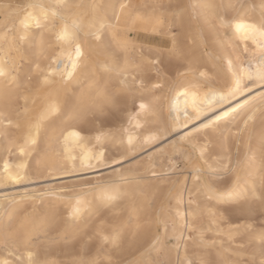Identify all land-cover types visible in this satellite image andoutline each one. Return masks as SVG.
I'll list each match as a JSON object with an SVG mask.
<instances>
[{
  "label": "bare ground",
  "instance_id": "bare-ground-1",
  "mask_svg": "<svg viewBox=\"0 0 264 264\" xmlns=\"http://www.w3.org/2000/svg\"><path fill=\"white\" fill-rule=\"evenodd\" d=\"M80 1L71 0L75 3ZM157 1H146L137 5L135 0H88L86 5L95 4L99 6L101 14L107 16H111L113 11L118 12L120 3L131 4L137 11L144 14H150L154 10L157 13L164 12L165 14L179 13L171 31L166 36L156 35L150 31L145 32L142 29H134L127 35L137 45L135 52L132 53L137 59L141 56L145 60L153 59L152 53L165 44L171 47L172 39L175 37L178 48L185 52L190 59H194L195 63H205L201 70H213L209 73L210 78L201 86L198 93L199 99L204 102L203 114L198 119L188 120V114L195 115V113L191 107V96L186 101L183 91L188 86L191 75L187 77L179 75L181 72H185L187 67L185 70H173L171 72L172 78L176 80V85L173 91H169L168 86L164 88H168L165 101H163L161 91L153 90V94L147 95L144 101L136 99L133 103V97L120 90L119 80L110 79L109 74L102 71V66L111 62V49L109 47L111 38L108 35H105L102 41H96L93 37L87 38L88 42L84 47L89 57L88 64L78 68L72 81L67 84H58V90L49 88L43 81L45 75L53 73L57 69L60 72L64 71L63 64L58 66L55 63L56 57L60 55L59 50L53 55V50L47 48L46 45L42 48L38 32H35L29 40L18 42L15 47L0 41V63L7 61L4 66L14 69L12 76L15 77V82H11V77L0 78V179L9 173L13 175L20 173L25 177L31 175L40 177L41 174L53 177L64 175L62 177H65L80 169H90L95 172L107 168L108 164L111 166L110 163H118L125 156L129 157L141 144H150L151 142L145 143L146 138L158 137L159 133L165 131L168 126H184V131L190 124L204 119V123L196 133L185 130L178 139H172L164 148L152 152L149 157L155 159V154H167L168 148L171 152L177 153L181 151L183 143H187L193 138V135L203 137L202 148L205 150L210 145L217 155L215 168L220 170V174L219 171L209 172V176H204L201 167H194L191 178L183 176L178 183L175 182V179H170L172 181L169 183V187L165 189L155 183H160L163 179L166 180L158 174L160 170L150 168L145 174H142L137 169L136 163L128 168L116 167L107 174L96 175L94 178L96 185L112 184L120 186L124 190H134L133 198L125 197L108 206L101 200L99 190L89 186L90 184H86L87 186H82L75 191L68 189L69 191H52L50 194L41 193L37 195L34 194L37 191L22 190L14 193L5 189L0 190V224L8 222L9 213H13V229H21L41 221L46 222L47 230L40 235L38 244L41 250V259L50 262V264H70L71 261L79 259H104L105 253L100 249L98 241H90L85 245L79 239H74L73 234L78 231L81 233L91 232L101 222L108 225L129 224L130 215L132 219L128 229L129 239H132L135 224L139 222L144 226L138 234L142 246L139 250L132 248L118 255L112 254V259L132 260L139 257L140 252L149 249L150 245L154 247L156 253H159L157 249L161 247L162 243L165 246V238L168 235L172 237L173 242L171 245L168 243L170 247H165L163 253H159L163 259H173L174 261L180 259L184 261V264H187V260L208 261V250L194 248L195 246L191 247L189 231L192 226L201 221L203 212H208L210 216L216 215L217 212L222 211L220 205L235 201L238 203V199L241 200V203L252 199L258 201L256 198L262 192L249 179L245 181L247 187L241 183L242 173L237 170L236 172L232 171L228 178L218 180L219 175L229 172V170H224L222 165L228 164L229 158L232 157L230 155L232 148L237 149L238 143L243 138L240 136L242 132L246 131V137L254 132L250 124L253 118L248 120V116H254L253 113L258 111L252 105H257L259 95L254 98L239 94L235 98L230 97L232 79L229 73H241L242 67L247 68L249 66V61L252 62L253 69L257 66L258 50L255 49V45L250 39L244 38V33L238 31L235 25L250 22L258 23L261 14L255 15L251 13L252 11H247L246 16L232 19L229 35H226L223 30L220 33L211 30L213 31L211 35L203 20L208 16L220 15V6L225 4L222 0ZM34 2L52 3L54 0H25L16 4L0 2V14H2L0 17V34L4 32L5 25L13 33L18 34L20 32L19 18L23 16L25 10L30 11L26 6ZM205 4H213L216 7L208 9L202 6ZM156 5L162 7L154 8ZM189 5L193 7H188ZM141 36L159 37L160 42L164 45L159 43V45H155L146 43L144 40H138ZM10 38L11 33L9 34ZM211 41H215L220 47L228 46L229 52L226 50L227 52L223 53L215 50L210 45ZM246 48L247 51H245ZM241 53L246 54V59H244L245 56L242 57ZM63 59L65 63L69 64L70 70L71 65L67 56L65 55ZM177 61L188 63L187 60H173L172 64L176 65L175 62ZM37 64L40 65L43 74L36 68ZM94 69L96 70L94 71ZM138 75L149 87L151 84L148 81V75L153 77L151 83L156 82L154 72L148 75L143 73ZM56 78L59 81V76ZM130 79L131 77H129ZM140 79L137 80V85ZM93 80L97 81L98 87L103 88L107 85L108 91L115 93L118 102L105 104L103 111H98L96 106L102 104V99L96 95L95 88L89 87ZM9 86L12 89L11 99L6 95V89ZM258 89H254L253 92ZM222 96L227 97V100L222 104H215L214 101ZM25 97H28L27 103ZM33 100L36 102L33 103ZM141 102H151L154 110L152 112L141 111L139 108ZM246 102H251L250 107L239 110L240 105H244ZM47 103L58 104L62 112H70L79 107L92 109L95 111V115L90 112L87 121H69L67 115L45 121L40 135L36 137V143L32 144L29 141V125L38 117L42 106ZM209 105H211L210 110ZM232 109H238V111L224 117V114L226 112L231 113ZM112 111L117 113V118H112L110 121L101 118L105 113H112ZM221 117L224 118L220 119ZM9 120H11V124L8 123ZM245 120H248L247 126L244 124ZM260 129L259 135L264 138V126ZM72 132H78L79 137L72 136ZM129 138L132 139V145L128 143ZM233 139H235L236 146L233 145ZM101 159L104 161L103 164H99ZM156 159L158 160V157ZM86 163L99 164V166L82 168L81 165ZM5 165H7V172ZM105 165L107 166L104 167ZM196 168L200 169L199 180L196 179L198 174ZM153 172L157 175L153 176ZM187 178L190 179L188 188H186ZM205 180L212 184L218 192L231 190L232 196L219 200L216 198L209 199L210 194L202 187ZM3 184L18 185L11 182ZM165 184L167 185V183ZM159 191H164L165 197L167 199L170 197L172 202L157 206L154 213L152 211L155 205V196ZM194 192L203 196L205 207L201 203L200 205L190 200V196ZM77 196L86 198L88 207L79 220H74L68 214L69 203L74 204ZM133 207L140 209L138 220L133 213ZM211 222L216 223L213 220ZM158 224H160L159 228H157ZM206 225V229L209 228L208 224ZM242 227L235 230L241 231ZM181 233H183V238L178 241L177 238L181 236ZM254 233H250L249 237L252 238ZM84 239L86 240L87 237ZM178 242L179 248L177 249ZM206 242L205 239L204 243ZM256 242L258 243V241ZM200 247H205V245H200ZM230 252L232 253V251ZM216 253L220 256L222 252L218 250Z\"/></svg>",
  "mask_w": 264,
  "mask_h": 264
},
{
  "label": "snow or ice",
  "instance_id": "snow-or-ice-1",
  "mask_svg": "<svg viewBox=\"0 0 264 264\" xmlns=\"http://www.w3.org/2000/svg\"><path fill=\"white\" fill-rule=\"evenodd\" d=\"M208 9H214L216 6L213 4L202 5ZM147 7V6H145ZM162 7L156 5L154 8ZM188 7H193L189 5ZM30 11L25 10L22 17L19 18L20 32L13 33L11 29H8L5 25V30L0 34V41L15 47L18 42H24L29 40L35 32L40 35L42 48L46 45L47 48L53 50V55L59 50L60 55L56 57L55 63L59 66L64 65V71H57L45 75L43 83L53 90H58V84H67L74 79V74L77 73L78 68L82 65H87L89 57L85 52V44H87L88 37H93L96 41H102L105 35L110 36L109 47L111 49V62L105 63L102 66L103 73L109 74L110 79L119 80L121 91L127 93L133 97V103L136 99L144 101L147 95L153 94V90H159L163 92L166 86L169 87V91L174 90L176 80L172 78L171 72L173 71V60H187V69L185 72H181L179 75L187 77L191 75V80L188 86L184 88L183 96L187 101L191 96V107L193 109L192 114H188V120L198 119L203 114L204 102L199 99L198 93L203 84L210 78L209 73L212 69L201 70L200 66H197L194 59H190L185 52L178 48L175 37L172 39L171 47L165 44L163 47L157 48L153 53V59H147L141 56L137 59L132 53L135 52L137 45L131 40L127 33L134 29H142L145 32H151L156 35L166 36L172 29L173 24L176 22V18L179 16L177 12H171L165 14L164 12L157 13L155 10L150 14H144L135 9V7L128 3H120L119 11H113L111 16L101 14L99 6L95 4L85 5L83 3L71 2V0H54L52 3L46 2H34L29 3L26 6ZM235 28L238 31L244 33L246 40L250 39L255 45V49L258 50V64L253 69L252 62L249 61L247 68L242 67L241 73H229L232 79V87L229 92L230 97L235 98L238 94L240 96H247L253 93V90L259 88L256 110L260 111L264 115V11L261 13L259 22H250L246 24H236ZM11 38L9 39V34ZM247 51V48L245 49ZM67 56L69 64L65 63L63 57ZM123 60V63H121ZM7 63H0V78L11 77V82H15V77L12 76L14 69L6 68L4 65ZM36 68L40 70V65L37 64ZM96 69H94L95 71ZM43 74V70H40ZM178 71V69H177ZM155 73V83H151L153 77L148 75L149 73ZM143 73L148 75V81L151 87L140 79L139 75ZM59 76V81L57 80ZM129 77L131 79L129 80ZM140 79L137 85V80ZM19 87V85H17ZM90 88H95L96 95L102 99V104L97 105L98 111H103V105L115 104L118 102V98L115 93L109 92L107 85L103 88L98 87L97 81L93 80L89 85ZM138 94V95H137ZM6 95L11 99L12 89L9 86L6 89ZM28 97H25L27 103ZM227 97H220L215 100L214 103L219 105L224 103ZM36 101L33 100V103ZM251 102H246L244 105H240L239 110H243L250 107ZM139 108L144 112H152L153 105L151 102H141ZM211 105H209V110ZM238 109H232L231 113L226 112L224 117H228L233 113H236ZM95 115V111L92 109H81L79 107L72 109L70 112H62L60 106L56 103H47L42 106L38 117L29 125V141L32 144L36 143V137L40 135V131L45 121H49L53 118H61L67 115L69 121H87L89 119V113ZM254 115V113H253ZM221 117L220 119H223ZM253 118L252 115L248 116V120ZM248 120L244 121L247 126ZM11 124V120L8 121ZM72 136L79 137L78 132H72ZM159 137L150 136L146 138L145 143L154 142ZM129 145H132V139L129 138ZM184 155L183 152L180 153ZM185 164L195 166L196 159L192 155L185 157ZM104 161L99 160V164H103ZM230 163V158H229ZM99 164L86 163L81 167L93 168L99 166ZM262 166H264V160H262ZM175 165H173V169ZM224 170H231L236 172V168H229V165H222ZM5 171L7 172V165H5ZM196 179H200V169L196 168ZM157 175L153 172V176ZM26 179L25 176L20 173L15 175L9 173L2 179L0 184L14 183L20 184ZM100 192V197L103 203L108 206L113 204L117 200L124 199L125 197L133 198L134 190H124L120 186L112 184H97L93 186ZM210 195L209 199H226L232 196V191L218 192L212 184L207 180L202 185ZM259 201L258 208L253 204H247L239 209L243 214H252L259 210L260 214L264 216V191H262L256 198ZM182 202V197H181ZM88 207V201L86 198L77 196L75 203H69V215L74 220H79L84 210ZM139 211L133 207V213L139 218ZM179 215V213H178ZM131 215L129 217V224L131 223ZM8 222L0 224V264H50V262L41 259V250L38 244L39 237L42 233L46 232L48 225L46 222L41 221L39 223H33L31 226L22 227L21 229H13V213H9L7 217ZM129 224L123 225H108L103 222L95 226L91 232H76L73 234L74 239H79L80 242L87 245L90 241H98L100 249L105 253L104 259L94 258L89 260H73L70 264H172V261L168 259H143L145 253L150 251L146 249L144 252H140V256L132 260L126 261L123 259H112V254H120L126 250L132 248H139L142 246V241L138 238V234L143 229V225L139 222L135 224V230L132 233V239H129ZM84 237H87L85 240ZM183 238V233L178 237V241ZM254 240L259 242L262 256H264V228L255 232ZM215 244V241L212 242ZM179 248V242L176 245ZM159 253L165 251V246L162 243L161 247L157 249ZM175 264H184V261L177 259ZM187 264H213L211 261H197L187 260ZM255 264V261L252 262ZM260 264H264V259L260 261Z\"/></svg>",
  "mask_w": 264,
  "mask_h": 264
},
{
  "label": "rangeland",
  "instance_id": "rangeland-1",
  "mask_svg": "<svg viewBox=\"0 0 264 264\" xmlns=\"http://www.w3.org/2000/svg\"><path fill=\"white\" fill-rule=\"evenodd\" d=\"M23 1L25 0H0L1 3L7 2L9 4H16L17 2H23ZM87 1L88 0H85L82 3L86 5ZM135 1L138 3L137 5H139L142 2H146V1L155 2L157 0H135ZM161 1L164 2V0ZM222 1L225 2V4L220 6V11H219L220 15L217 13L219 16L217 15H215V17L208 16L209 18L207 17L203 20L206 29L211 35L213 31L220 33L222 30L226 35L227 34L229 35L231 31L232 19L238 18L239 16H246L248 13L247 11H252L251 13L255 15L261 14L262 11H264V0H234L235 2L233 0H222ZM227 1L228 3H226ZM232 1L233 3H231ZM79 3H81V1ZM1 16L2 14H0V17ZM138 40L141 41L144 40L146 43L148 42L155 45H159V44L164 45V43L160 42V38L156 36H150V37L141 36L138 38ZM210 45L219 52L224 53L229 50V48L227 50L228 46L224 45L226 47L224 46L220 47L215 41H211ZM241 55L242 57L245 56L244 59H246L247 56L245 53L243 54L241 53ZM233 62L235 63L234 59ZM175 64L176 65L172 64L174 71H177V69L179 71L185 70V68L187 67V64L182 61H177L175 62ZM204 64L205 63H196V65L200 67H202ZM260 91L261 90L258 89L254 91L251 95H248V97L254 98L258 96ZM166 95H168V88L164 89V91L162 92L163 101H165V99L167 98ZM117 117L118 115L117 113H115V111H112V113H105L103 116H101V118L106 121H110L112 120V118H117ZM204 121L205 119L192 123L188 127H186L184 131L190 130L191 133H196L198 130H200L201 125L204 123ZM250 124L254 132L252 134H248L249 136L247 137L245 136L246 131H244V133L242 132L240 136L241 138L242 137L243 138L241 139V142L238 143L237 149L234 147L232 148L230 154L232 157L230 158V163L228 162L227 165H229L230 169L234 167L236 168L237 171L242 173L241 183H244L246 187L247 184L245 181L246 179H249L257 187H259L260 190L264 191V166H262V160H264V141H263L264 138H261L259 135L261 130L260 128L264 126V115H262L260 111L257 112L255 111V114ZM183 127L168 126V128L165 131L159 133L158 135L159 138L156 139L154 142H151L148 145L141 144L140 145L141 147L139 146L140 149L138 148L132 155H130L129 157L125 156L118 163L117 162L116 163L113 162L115 164L110 163L111 166L108 164L109 167L105 165L104 167L107 166V168H103L95 172H92V170L90 169H86V170L80 169L77 172L75 171L73 173H69V175L65 177H62L64 175L61 176L58 175V177L47 176L45 174H41L40 177H35L34 175H31L29 177H26L24 181H22L20 184L16 186L11 184L10 185L0 184V190L5 189L7 191L14 193L20 192L22 190H26L27 192L37 191L34 192V194L36 195L41 193L50 194L52 191L55 192L69 191L68 189H71L70 191L72 190L75 191L82 186L84 187L89 184H90L89 186L96 185V183L94 184V178L96 175L107 174L110 171H113L116 167L128 168L133 163L137 164V169H139V171L142 174H145L146 171L149 170L150 168L160 170V173L158 174L162 175L166 180L163 179L162 182L160 183L155 182V183L158 184L163 189L168 188L169 183L174 179L175 182L177 181L178 183V181H180L183 176L191 178L194 167H201L202 171H204L203 173L204 176L206 175L209 176L208 174L209 172L219 171L218 173L220 174V170H217L215 168V164H216L215 161L217 159V155H215L214 149L211 148L210 145H208L204 150L202 148L203 137H199V136L193 135V138H191L192 140L190 139L187 141V143L186 142L183 143L181 147V151L177 153L171 152L168 148L167 154H161V153L155 154V157L156 158L158 157V160L156 158L155 160L153 157H149V155L152 152L164 148L168 144V142L171 141L172 139L173 140L178 139V137L184 132ZM233 145L236 146L235 139H233ZM181 152H183L184 155H181L180 154ZM187 155H192L193 157H195L196 159L195 166L185 164L184 161ZM173 165H175L174 169H173ZM211 166L214 168V170L217 171H214ZM231 174L232 171L229 170V172L219 175L218 180L219 181L224 180L225 178H228ZM189 180L190 179L187 180L188 183L186 185V188H188L189 186L188 185ZM165 183H167V185ZM190 200L193 203L203 204L202 205L203 207L206 206L204 204L205 199L203 198V196L197 194L196 192H194V194L190 196ZM238 200H239L238 203L235 201L231 203L227 202L224 205H220L222 207V211L217 212L216 213L217 216L216 215L210 216L208 212H203L204 215L202 214V217L204 218V221L202 218L201 221L196 222L189 231L190 244H192L191 247L195 246L194 248L208 250L209 251L208 261L213 262V264H252L253 261H255V264H260V261L264 259V256H262L261 253L259 242L257 243L254 239L249 237L250 233L258 232L262 228H264V216L260 214L259 210H257L252 214H243L239 211V208L247 204H253L258 208L259 201H254L252 199L248 202H245L246 203L245 204V203H241L240 199ZM170 202H172L171 198L169 197L167 199V197H165L164 191L157 192L155 196V205L152 212L155 211L157 206L165 205L166 203H170ZM212 220L216 223L211 222ZM206 224H208L209 226V228L207 229H206L207 227ZM159 226L160 224L157 225V228H159ZM241 226H243L242 227L243 229L241 231L235 230L237 228H240ZM167 237L169 236L167 235L165 238V247L167 246L170 247L171 243L173 242V239L171 236L169 238ZM205 239L207 241L206 243H204ZM213 241H215V244L213 243L211 244V242ZM216 241H218L217 244ZM168 243H170V245ZM200 245H205V247H200ZM213 248L214 250H212ZM229 249H231L230 251H232V253L229 251ZM218 250H221L222 252L220 256L216 253V251ZM143 259H163V258L160 257L159 253H156L154 247H152L150 251H147L145 253ZM170 261H172V264H175V261L173 259H171Z\"/></svg>",
  "mask_w": 264,
  "mask_h": 264
},
{
  "label": "crops",
  "instance_id": "crops-1",
  "mask_svg": "<svg viewBox=\"0 0 264 264\" xmlns=\"http://www.w3.org/2000/svg\"><path fill=\"white\" fill-rule=\"evenodd\" d=\"M83 1H85V0H81V3H82Z\"/></svg>",
  "mask_w": 264,
  "mask_h": 264
}]
</instances>
